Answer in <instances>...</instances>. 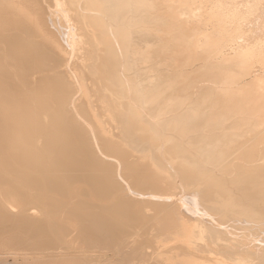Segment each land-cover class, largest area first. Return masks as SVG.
I'll return each mask as SVG.
<instances>
[{
  "label": "bare ground",
  "instance_id": "bare-ground-1",
  "mask_svg": "<svg viewBox=\"0 0 264 264\" xmlns=\"http://www.w3.org/2000/svg\"><path fill=\"white\" fill-rule=\"evenodd\" d=\"M0 264H264V0H0Z\"/></svg>",
  "mask_w": 264,
  "mask_h": 264
},
{
  "label": "rangeland",
  "instance_id": "rangeland-1",
  "mask_svg": "<svg viewBox=\"0 0 264 264\" xmlns=\"http://www.w3.org/2000/svg\"><path fill=\"white\" fill-rule=\"evenodd\" d=\"M11 257V256H10ZM10 259H12V258H10Z\"/></svg>",
  "mask_w": 264,
  "mask_h": 264
}]
</instances>
